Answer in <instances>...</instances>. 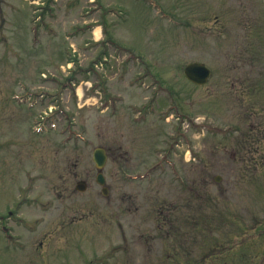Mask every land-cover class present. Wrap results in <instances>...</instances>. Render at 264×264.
Masks as SVG:
<instances>
[{"label":"rangeland","instance_id":"rangeland-1","mask_svg":"<svg viewBox=\"0 0 264 264\" xmlns=\"http://www.w3.org/2000/svg\"><path fill=\"white\" fill-rule=\"evenodd\" d=\"M0 216V264H264V0H0Z\"/></svg>","mask_w":264,"mask_h":264},{"label":"water","instance_id":"water-1","mask_svg":"<svg viewBox=\"0 0 264 264\" xmlns=\"http://www.w3.org/2000/svg\"><path fill=\"white\" fill-rule=\"evenodd\" d=\"M205 63L200 62V61H193L187 63L184 65V76H186L190 81L196 83V84H204L208 77L210 76V69L207 65H204ZM92 160L95 163V166L98 169H101L105 165V161L107 160V154L102 147H96L94 148L92 152ZM217 177L216 179H218ZM96 181L99 184H104L105 183V178L104 175L101 171L97 172L96 175ZM75 188L79 191H83L86 188V183L84 180H80L77 183H75ZM102 193L104 195L107 194V189L106 187H102L101 189Z\"/></svg>","mask_w":264,"mask_h":264},{"label":"trees","instance_id":"trees-1","mask_svg":"<svg viewBox=\"0 0 264 264\" xmlns=\"http://www.w3.org/2000/svg\"><path fill=\"white\" fill-rule=\"evenodd\" d=\"M38 8H42V7H38ZM45 8H50V7H49V3L46 5ZM51 14H52V13H51ZM40 15H43V13H40Z\"/></svg>","mask_w":264,"mask_h":264},{"label":"bare ground","instance_id":"bare-ground-1","mask_svg":"<svg viewBox=\"0 0 264 264\" xmlns=\"http://www.w3.org/2000/svg\"><path fill=\"white\" fill-rule=\"evenodd\" d=\"M95 32H96V35H98L97 29L95 30Z\"/></svg>","mask_w":264,"mask_h":264}]
</instances>
